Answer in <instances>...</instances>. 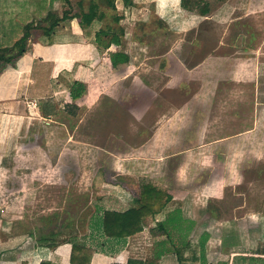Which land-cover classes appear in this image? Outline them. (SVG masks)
<instances>
[{
	"label": "rangeland",
	"instance_id": "374dc122",
	"mask_svg": "<svg viewBox=\"0 0 264 264\" xmlns=\"http://www.w3.org/2000/svg\"><path fill=\"white\" fill-rule=\"evenodd\" d=\"M78 1L71 0L74 11ZM134 2L123 8L116 1L119 23L102 7L108 19L96 26L123 28L117 49L130 61L84 82L82 97L43 99L54 114L31 109L29 117L26 102L13 108L0 88L6 233L23 246L38 243L44 228L96 249L129 245L104 236L103 211L138 206L141 184L152 181L175 197L162 218L180 213L182 222L167 230L156 226L159 215L145 219L146 230L131 243L149 257L170 236L177 246L204 244L203 264H264L256 254L264 253V0H205L206 14L192 9L197 0ZM67 8L55 0H0V47L33 24L16 66L0 64L2 89L29 79L21 60L34 43L52 39L37 24L47 26L41 18L48 11ZM109 181L129 183V197ZM167 250L174 255L170 244Z\"/></svg>",
	"mask_w": 264,
	"mask_h": 264
},
{
	"label": "crops",
	"instance_id": "0c3cea01",
	"mask_svg": "<svg viewBox=\"0 0 264 264\" xmlns=\"http://www.w3.org/2000/svg\"><path fill=\"white\" fill-rule=\"evenodd\" d=\"M51 38L47 41L38 42L39 44L37 42L34 43L33 52L26 54L23 57V61L21 60V65L23 66L22 71L26 73V76H29V79L22 81L20 86L14 90H10L9 88L6 90L5 88L2 89V87H5V83L3 85L0 84V88L3 90L2 93L4 95H10L5 97L3 102L10 101L11 103L6 102L5 104L9 103L13 108L19 105L18 101L26 102L24 107L27 105L29 117L32 115L31 109L37 115L43 99L49 97L59 99L61 95L60 103L63 101L69 102V85L72 81L80 80L87 82L99 74L112 76L114 71L117 70V68L112 67L110 60V53L116 51L117 46L111 45L110 48L99 47L95 41L96 29L94 27L82 28L77 19H69L66 23L62 24L61 28L57 26ZM34 56H37L35 58H38L39 61H34ZM7 72L4 73L3 80L5 76L11 74L10 71L9 73ZM8 90L9 92H7ZM109 183L115 184L114 187L116 188L119 187L122 190H124L123 188L128 190L126 191L128 193L126 195L129 197V183H121L119 181H109ZM115 196L118 197L116 194ZM120 197L113 198V201L118 203ZM174 199L175 197H173L172 201ZM158 215L161 219L157 218V222L163 221L167 216L163 212ZM178 215L179 218H182L180 213ZM154 218L152 217L153 220ZM156 226L158 225L156 224ZM7 229L6 223L1 218L0 264H72L71 243L65 242L55 247L40 245L39 243L23 246L20 236H17L16 233L11 234L12 236L7 234ZM51 230V228L48 230L44 228V230H39V234H49ZM145 230L135 236L128 237L129 245L121 246L116 244L114 246H104L96 249L90 264H128L131 258L148 260L154 258V256L158 257L157 264H181L175 250L174 255L168 258L169 254H166L169 250L160 247L149 257L147 255L148 250L144 246L131 243L132 238L142 234ZM37 231L34 229L29 235L31 237L34 235L37 236ZM77 233L78 231L74 232V234ZM87 235L89 236L90 234L87 233ZM85 243L91 246L88 242ZM256 254L264 257V253ZM208 263L211 264L210 259ZM184 264L201 263L185 262Z\"/></svg>",
	"mask_w": 264,
	"mask_h": 264
},
{
	"label": "trees",
	"instance_id": "16d2710c",
	"mask_svg": "<svg viewBox=\"0 0 264 264\" xmlns=\"http://www.w3.org/2000/svg\"><path fill=\"white\" fill-rule=\"evenodd\" d=\"M56 2L62 1L68 7L63 10L62 14L54 12L52 10L41 18L47 24L44 26L37 24V28L42 29L43 34L51 38L54 30L61 22L65 20L77 19L82 28H95L96 29V43L99 47L110 48L111 45H116L120 47L121 35L124 34V30L119 29L115 30L109 23L108 25H96L97 22H102L105 19H108V13L102 9V7L111 9L115 11L114 20L120 22L123 19V16H120L117 13V0H89V6L85 9L84 2L85 0H79L77 5L79 10L74 11L71 0H55ZM123 4L126 7H131L135 5L134 0H122ZM72 6V7H71ZM200 9V13L206 14L209 11V3L205 0H197L192 6V9ZM33 24L30 23L26 25L24 35L16 40L13 44L7 45L5 47H0V64L5 62L8 65L16 66L18 59L22 57L26 52L27 41L31 37V29ZM12 50H16L15 54L6 55ZM111 65L114 68H118L119 65L127 64L130 61V55L128 52L117 49L114 52L110 53ZM6 66H3L4 69ZM86 90V84L80 80H74L71 82V87L69 89L70 98L77 100L82 97L83 93ZM68 106H70L68 104ZM48 105L44 108L41 106V110L46 114L53 115L54 112L48 109ZM173 195L168 190L160 188L158 185L152 181L143 182L141 184L140 192L135 196V202L138 206H128L125 209H105L102 214L101 228L104 231V236L110 239H126L128 237L135 236L136 234L141 233L145 229V219L148 217H155L156 215L162 213L168 204L172 201ZM180 222L182 219L179 216H168L166 220L158 221V226H165L168 230L167 225H174V228L180 227ZM170 223V224H169ZM176 225V226H175ZM177 225L179 227H177ZM62 232L58 229H52L49 234H42L38 239L40 245H47L50 247H55L61 243L69 242L72 244L71 251V263L72 264H90L93 255L96 252V248L88 246L87 243L83 241H78L77 239L61 238ZM76 235L71 233L70 236ZM74 237V236H73ZM76 237V236H75ZM170 237V236H169ZM168 237L170 240V245L174 247L175 253L177 254L178 260L181 264L185 262H194V263H205L204 257V244L200 246H192V241L188 240L181 246H177L172 238ZM167 242H163L161 247L164 249L169 248ZM168 247V248H167ZM158 257L148 260L141 259H129L128 264H157ZM119 264V263H114Z\"/></svg>",
	"mask_w": 264,
	"mask_h": 264
}]
</instances>
